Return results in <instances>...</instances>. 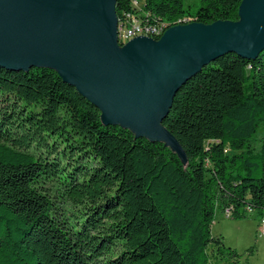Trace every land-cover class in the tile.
Returning <instances> with one entry per match:
<instances>
[{
  "label": "trees",
  "instance_id": "trees-1",
  "mask_svg": "<svg viewBox=\"0 0 264 264\" xmlns=\"http://www.w3.org/2000/svg\"><path fill=\"white\" fill-rule=\"evenodd\" d=\"M240 2L192 10L184 0H115V10L118 24L142 13L165 29L237 20ZM162 125L185 162L162 142L103 125L54 70L0 67V264H227L217 256L237 253L211 235L215 210L264 216V49L204 66Z\"/></svg>",
  "mask_w": 264,
  "mask_h": 264
},
{
  "label": "water",
  "instance_id": "water-1",
  "mask_svg": "<svg viewBox=\"0 0 264 264\" xmlns=\"http://www.w3.org/2000/svg\"><path fill=\"white\" fill-rule=\"evenodd\" d=\"M115 0H0V67L54 70L95 106L103 125L186 154L162 125L178 89L204 66L264 49V0H241L237 20L167 25L157 38L117 39Z\"/></svg>",
  "mask_w": 264,
  "mask_h": 264
},
{
  "label": "rangeland",
  "instance_id": "rangeland-1",
  "mask_svg": "<svg viewBox=\"0 0 264 264\" xmlns=\"http://www.w3.org/2000/svg\"><path fill=\"white\" fill-rule=\"evenodd\" d=\"M185 5L195 9L199 0H184ZM262 136V130L256 133V148L258 139ZM263 216L255 211H249L244 217L233 219L226 216L219 209L215 210L210 231L214 237H219L223 246L233 249L237 255L231 258L229 255L217 256L218 263L227 264H264V224Z\"/></svg>",
  "mask_w": 264,
  "mask_h": 264
},
{
  "label": "built area",
  "instance_id": "built-area-1",
  "mask_svg": "<svg viewBox=\"0 0 264 264\" xmlns=\"http://www.w3.org/2000/svg\"><path fill=\"white\" fill-rule=\"evenodd\" d=\"M131 6L136 10L140 11L141 7L131 2ZM142 13L136 15L131 12H126L121 17V22L118 24L117 37H120V43H126L128 40L135 36L143 35L146 32H159L162 30L161 22L147 23L142 20ZM225 215L228 216V211H224ZM261 223L264 224V216L261 219Z\"/></svg>",
  "mask_w": 264,
  "mask_h": 264
},
{
  "label": "bare ground",
  "instance_id": "bare-ground-1",
  "mask_svg": "<svg viewBox=\"0 0 264 264\" xmlns=\"http://www.w3.org/2000/svg\"><path fill=\"white\" fill-rule=\"evenodd\" d=\"M117 26H118V23H117ZM117 29H118V27H117ZM163 31H164V29H162L161 31H159V33H160V32H163ZM153 33H154V32H153ZM149 34H150L149 32L143 33L144 36H148ZM117 39L120 40V37H117ZM123 44H124V43H123Z\"/></svg>",
  "mask_w": 264,
  "mask_h": 264
}]
</instances>
